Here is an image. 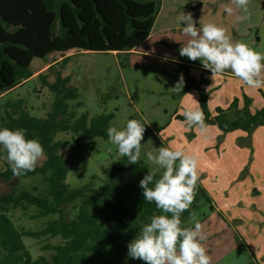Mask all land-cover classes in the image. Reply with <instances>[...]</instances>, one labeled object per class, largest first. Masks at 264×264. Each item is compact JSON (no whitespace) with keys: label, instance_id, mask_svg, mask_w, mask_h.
I'll list each match as a JSON object with an SVG mask.
<instances>
[{"label":"rangeland","instance_id":"374dc122","mask_svg":"<svg viewBox=\"0 0 264 264\" xmlns=\"http://www.w3.org/2000/svg\"><path fill=\"white\" fill-rule=\"evenodd\" d=\"M157 1L159 13L149 37L130 51L72 49L46 58L35 57L30 65L34 75L2 94L0 115L3 102L23 98L33 115L43 116L50 109L54 94L38 74L45 75L49 81L55 80L59 70L63 75H70L79 91L78 99L69 101L77 115L87 112L92 118L113 112L111 124L118 128L128 119L146 123L140 159L152 170L162 172L147 160L145 153L154 151L162 143L183 148L196 157L198 180L213 197V204L201 202L193 214L206 235L202 243L210 264H264V125L224 131L216 121L219 107L230 119L246 117L243 113L246 98L251 100L248 106L251 113L264 107V84L258 88L244 85L228 69L212 77L198 59L192 60L200 65L191 66V70L196 80H202L209 112H203L205 129L202 132L185 127L180 115L185 106L198 104L202 110L199 89L185 91V78L182 91L177 93L172 89L180 78V62L187 58L179 55V48L188 37L176 23L178 14L191 13L197 26L199 22L215 23L226 30L233 42L245 43L264 53V0H249L248 19L239 22L235 20L238 10L233 14L224 11L226 5L234 8L231 0ZM71 54L62 67L61 56ZM261 78L264 79V73ZM57 138L64 142L62 152L67 153L71 133L60 132ZM93 142L97 150L80 158L70 168L67 182L73 187L84 185L94 174L95 182L100 184L107 178L112 164L121 157L108 138L98 136ZM44 159L45 154L37 165ZM5 168L6 155L0 153V169ZM13 187H37L45 192L48 183L40 173L13 175L9 181L0 182V195ZM38 210L37 206L30 205L26 211L20 207L9 213L15 225L25 230H40L59 216L51 213L32 217ZM192 216L183 221L181 227H192ZM23 240L33 258L41 255L50 258L54 250L44 249L43 245L63 241L60 235H25ZM129 259L135 264L143 262Z\"/></svg>","mask_w":264,"mask_h":264},{"label":"trees","instance_id":"16d2710c","mask_svg":"<svg viewBox=\"0 0 264 264\" xmlns=\"http://www.w3.org/2000/svg\"><path fill=\"white\" fill-rule=\"evenodd\" d=\"M158 13L157 0H0V98L34 75L30 65L35 57L46 58L72 49L136 48L149 37ZM72 55L61 56L62 67ZM190 63L188 58L180 62L179 72L186 81L184 90L199 89L202 111L209 114L202 80L193 76ZM38 75L54 94L50 109L43 116H36L25 99L6 100L1 108L0 127L24 129L28 138L42 144L44 161L22 176L40 173L48 188L40 192L37 187H13L0 195V264H135L127 257L128 243L150 222V217L164 214L154 203L143 200L139 186L143 176L154 170L143 159L129 164L126 157H120L100 184L95 182L94 174L84 185L73 187L67 182L70 168L97 150L94 138H108L106 129L112 126L115 114L101 113L92 118L87 112L77 115L69 101L78 99L79 91L70 75L59 70L54 81ZM250 103L246 98V117L236 119H230L219 107V127L229 131L264 125V107L251 113ZM60 132L71 133L67 153L62 152L64 142L57 138ZM160 174L156 172L157 177ZM13 175L6 161V168L0 169V182L9 181ZM201 202L213 204V197L197 180L192 203L181 214V223L194 214ZM30 205L39 208L32 217L51 213L59 216L40 230L19 229L9 211L20 207L26 211ZM25 235H60L63 241L43 245L44 249L54 250L50 258H33L24 243Z\"/></svg>","mask_w":264,"mask_h":264},{"label":"clouds","instance_id":"9594fccd","mask_svg":"<svg viewBox=\"0 0 264 264\" xmlns=\"http://www.w3.org/2000/svg\"><path fill=\"white\" fill-rule=\"evenodd\" d=\"M232 6L224 11L235 15L237 22L248 19L249 0H231ZM181 32L188 39L179 48V55L190 60H199L202 67L210 70L212 77L231 70L244 85L258 88L264 84V53L242 42H233L226 30L215 23L199 26L191 13L181 12L176 16ZM183 74L172 88L182 91ZM185 127L205 129V116L197 105L185 106L181 111ZM145 124L138 119H128L123 127L109 126L108 141L115 145L118 154L126 157L129 164H137L142 152ZM162 138V137H161ZM163 140V138H162ZM0 153L14 175L33 171L44 155L42 144L28 138L24 129L0 127ZM146 158L162 172L148 171L139 181L143 200L154 203L161 215H153L127 245V257L139 259L146 264H210V257L203 246L206 235L202 225L193 215L192 227H181V214L189 209L199 173L197 159L183 148L168 144L145 153ZM151 185V186H150Z\"/></svg>","mask_w":264,"mask_h":264},{"label":"crops","instance_id":"0c3cea01","mask_svg":"<svg viewBox=\"0 0 264 264\" xmlns=\"http://www.w3.org/2000/svg\"><path fill=\"white\" fill-rule=\"evenodd\" d=\"M190 64H191V66H200V65H197L195 61H192V63H190ZM201 67H202V65H201Z\"/></svg>","mask_w":264,"mask_h":264}]
</instances>
